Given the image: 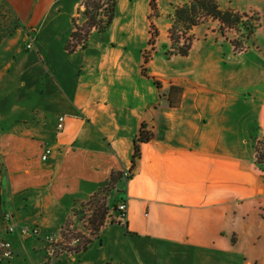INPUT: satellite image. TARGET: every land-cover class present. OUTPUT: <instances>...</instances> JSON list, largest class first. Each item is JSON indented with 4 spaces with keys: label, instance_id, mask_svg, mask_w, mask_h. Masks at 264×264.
<instances>
[{
    "label": "crops",
    "instance_id": "0c3cea01",
    "mask_svg": "<svg viewBox=\"0 0 264 264\" xmlns=\"http://www.w3.org/2000/svg\"><path fill=\"white\" fill-rule=\"evenodd\" d=\"M182 2L156 0L153 18L151 0H117L110 27L68 51L84 0H0V238L14 248L0 264H264V92L198 81L191 64L206 45L238 59L206 33L187 56L168 55L165 41L170 71L155 65L157 38L142 73L152 26ZM143 123L153 137L134 164ZM102 190L106 222L83 229L85 249L51 256L41 236L6 232L11 213L64 237Z\"/></svg>",
    "mask_w": 264,
    "mask_h": 264
},
{
    "label": "rangeland",
    "instance_id": "374dc122",
    "mask_svg": "<svg viewBox=\"0 0 264 264\" xmlns=\"http://www.w3.org/2000/svg\"><path fill=\"white\" fill-rule=\"evenodd\" d=\"M218 2L223 8H232L235 11L243 13V18L248 20L253 27L252 33L250 34L248 29L242 24L237 28H228L222 26L218 20L211 18H208L195 26L192 31L194 39L197 34L206 33L209 35V38L215 36L216 39H222L224 41H229L230 43L233 41L237 45V48H241L243 51H236L235 55L238 59L236 61H230L228 59H222V57L218 58L213 47L206 45L203 48V52L198 53L199 55H195V59L192 60L194 63L191 64L194 67L193 73L196 76L199 75L198 81L202 82L207 89H218L225 86L246 89L252 88L254 92H257V96L260 97L261 95L259 94L264 92V0H218ZM173 4L177 3H170L169 7L165 5L164 10L169 8L168 14L157 18V21L160 24L159 36L157 35L159 40V53H155L156 56L154 60L156 66L167 71L170 70L167 69L168 66L162 57L165 54V41L170 42V38L169 33L167 32L168 39L165 31L162 29L165 30L167 20H169L173 13ZM155 14L158 16V8L155 11ZM156 16L152 17L155 18ZM77 21L82 24L83 20L81 15L77 16ZM153 29L156 30L155 26H153ZM153 48L154 46L148 42V50L146 52ZM221 54L223 57H227L225 54ZM204 56H207L205 57L206 59ZM178 69L179 68L177 67L174 70L178 71ZM259 146L260 145H258V155L261 154V162L259 164L261 167H264V147ZM94 208V206H87L84 208L80 217L77 218L78 224H72L64 230V244L68 245V243L76 236L85 235L83 229H88L89 218L92 216V210ZM258 230L259 229L257 228V231ZM67 245H65V247H68ZM57 249H61V246H58ZM244 258L245 255L242 252V262H244ZM245 262L250 264L251 259Z\"/></svg>",
    "mask_w": 264,
    "mask_h": 264
},
{
    "label": "trees",
    "instance_id": "16d2710c",
    "mask_svg": "<svg viewBox=\"0 0 264 264\" xmlns=\"http://www.w3.org/2000/svg\"><path fill=\"white\" fill-rule=\"evenodd\" d=\"M151 6L152 16H156V0H151ZM172 6L174 7L173 13L170 16L171 26L168 30L170 45L166 50L168 55H189L194 39L192 32L194 27L208 18L218 20L222 26L228 28H237L242 24L248 29L250 34L252 33L253 27L248 20L243 18V13L235 11L232 8H223L218 0H184L182 3L173 4ZM116 9L117 0H84V8L79 12L83 20L82 24L77 19H74V30L68 39L66 49L68 51H74L79 46L86 47L93 30L104 32L110 27L115 18ZM150 33L151 38L149 44L154 46L158 32L152 26ZM231 44L235 51H243L241 48H237V45L233 41H231ZM153 51L154 48L144 53L142 64V73L144 75H147V63ZM155 82L159 87V82ZM152 137L153 133L143 123L134 142V164L141 155L142 143L149 141ZM260 155H258V163L261 162ZM102 194L103 190L92 196L86 203L89 207H95L92 210L93 214L89 218V226L87 227L93 235L98 234L105 224L106 214L108 213L106 197ZM81 212L83 211L81 210ZM112 222H117V220L112 218ZM62 235L65 236V232ZM88 242L87 236L81 235V242L73 249L75 251L85 249Z\"/></svg>",
    "mask_w": 264,
    "mask_h": 264
},
{
    "label": "built area",
    "instance_id": "2783aa9c",
    "mask_svg": "<svg viewBox=\"0 0 264 264\" xmlns=\"http://www.w3.org/2000/svg\"><path fill=\"white\" fill-rule=\"evenodd\" d=\"M32 47V44L29 43L28 44V48ZM65 115H60L58 117V121H57V128L58 129H62L64 126V121H65ZM52 152V147L51 146H47L45 148V151L42 155V159L46 160L48 158V156L51 154ZM126 176H129L128 172H125ZM117 210H118V217L121 220H124L127 218L128 215V201L127 200H123L119 203V205L117 206ZM6 218L9 219V224L7 226L6 232H18L19 235H26V234H32V235H36V236H41L48 244H49V254L52 255H56L58 252V246L61 247H65L64 244V237H55L52 235H42L40 233V230L37 226H30L27 224H23V225H19L13 218L11 213H7L6 214ZM81 242V236H76L73 238V240L71 242L68 243V247L69 248H74L77 246V244H79ZM14 255V248H13V244L12 242L7 239L6 237H1L0 238V259H9Z\"/></svg>",
    "mask_w": 264,
    "mask_h": 264
}]
</instances>
